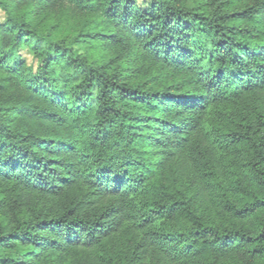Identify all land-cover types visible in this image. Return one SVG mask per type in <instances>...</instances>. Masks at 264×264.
I'll use <instances>...</instances> for the list:
<instances>
[{
    "label": "trees",
    "instance_id": "trees-1",
    "mask_svg": "<svg viewBox=\"0 0 264 264\" xmlns=\"http://www.w3.org/2000/svg\"><path fill=\"white\" fill-rule=\"evenodd\" d=\"M0 264H264V0H0Z\"/></svg>",
    "mask_w": 264,
    "mask_h": 264
},
{
    "label": "rangeland",
    "instance_id": "rangeland-1",
    "mask_svg": "<svg viewBox=\"0 0 264 264\" xmlns=\"http://www.w3.org/2000/svg\"><path fill=\"white\" fill-rule=\"evenodd\" d=\"M148 0H138L140 5H143V3H146ZM24 56L27 59V62L32 64L33 63V58L32 56L28 55L26 51L23 52Z\"/></svg>",
    "mask_w": 264,
    "mask_h": 264
}]
</instances>
